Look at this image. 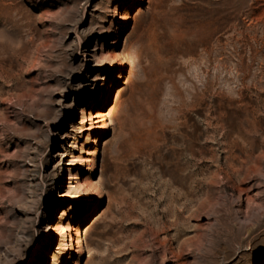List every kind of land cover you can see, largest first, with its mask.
Wrapping results in <instances>:
<instances>
[{"label":"rangeland","instance_id":"rangeland-1","mask_svg":"<svg viewBox=\"0 0 264 264\" xmlns=\"http://www.w3.org/2000/svg\"><path fill=\"white\" fill-rule=\"evenodd\" d=\"M0 264H264V0H0Z\"/></svg>","mask_w":264,"mask_h":264}]
</instances>
